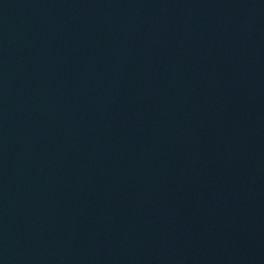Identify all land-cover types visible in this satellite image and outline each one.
Instances as JSON below:
<instances>
[{"label": "water", "instance_id": "95a60500", "mask_svg": "<svg viewBox=\"0 0 264 264\" xmlns=\"http://www.w3.org/2000/svg\"><path fill=\"white\" fill-rule=\"evenodd\" d=\"M0 264H264V0H0Z\"/></svg>", "mask_w": 264, "mask_h": 264}]
</instances>
